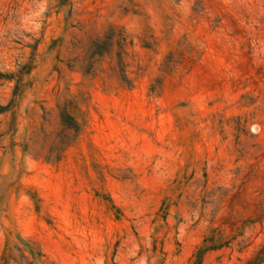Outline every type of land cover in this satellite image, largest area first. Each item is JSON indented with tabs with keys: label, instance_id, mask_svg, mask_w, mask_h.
I'll return each mask as SVG.
<instances>
[{
	"label": "rangeland",
	"instance_id": "1",
	"mask_svg": "<svg viewBox=\"0 0 264 264\" xmlns=\"http://www.w3.org/2000/svg\"><path fill=\"white\" fill-rule=\"evenodd\" d=\"M0 264H264V0H0Z\"/></svg>",
	"mask_w": 264,
	"mask_h": 264
}]
</instances>
